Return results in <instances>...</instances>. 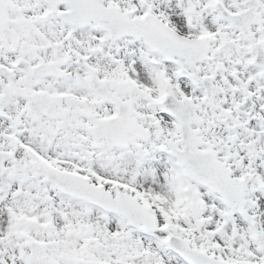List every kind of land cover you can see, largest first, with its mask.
<instances>
[{
	"label": "snow or ice",
	"instance_id": "6c2138e0",
	"mask_svg": "<svg viewBox=\"0 0 264 264\" xmlns=\"http://www.w3.org/2000/svg\"><path fill=\"white\" fill-rule=\"evenodd\" d=\"M0 264H264V0H0Z\"/></svg>",
	"mask_w": 264,
	"mask_h": 264
}]
</instances>
